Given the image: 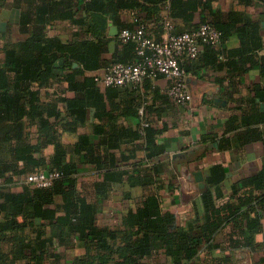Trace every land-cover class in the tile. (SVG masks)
Listing matches in <instances>:
<instances>
[{
  "label": "trees",
  "instance_id": "obj_1",
  "mask_svg": "<svg viewBox=\"0 0 264 264\" xmlns=\"http://www.w3.org/2000/svg\"><path fill=\"white\" fill-rule=\"evenodd\" d=\"M78 5L80 17L73 12L61 16L82 30L74 41L65 43L59 37L49 36L47 26L54 19L46 17L50 13L43 10L38 12L34 24L29 21V26L24 28L26 38L5 47L2 51L4 57H0V264H61L65 254L57 252V243L67 250L76 247L85 250V254L74 259L73 264H146V259L160 252L164 259L161 264H232L231 252L216 243L217 236L229 223L244 219L248 225L244 230L246 242L241 247L251 246L248 233L256 230L258 218L250 221L247 212L258 206L264 208V167L243 181L240 190L235 188V196L223 205L218 204L212 190L224 182L225 171L213 167L201 203L194 204L195 217L186 225L181 224L175 213L166 211L160 195L154 193L144 197L136 209L130 208L116 229L99 226L98 203L109 199L116 186L128 184L130 188L143 189L155 186L159 190L164 187L161 178L167 163L159 161L165 153V149L157 144L163 130L146 120L149 106L139 94L140 85L108 87L103 93L95 78L85 73L104 67L103 57L110 40L108 21L126 10L136 13L135 25H144L151 38L150 21L154 20L153 24L162 33L157 42L162 41L167 33V25L172 27L171 34L174 35L212 25L222 33L220 43L217 46L204 45L196 59L207 56L212 64L224 56L218 48L232 35L238 34L242 40L243 37L254 40L258 36L257 27L237 14L231 15L229 23L203 20L194 24L197 12L212 9L211 1L203 4L199 0H86ZM145 8L148 10L144 11ZM165 11L168 18L161 15ZM175 19L186 23L185 31L175 33L176 26L172 23ZM241 22L244 26L237 27ZM123 46L122 55L115 57L105 68L116 63H136V44L128 42ZM255 48L257 46H245L237 53L247 55ZM61 60L64 64L57 68ZM194 61L182 63L188 76L191 67L186 63ZM75 64L80 68H74ZM224 67V64H218L219 69ZM260 67L264 76V60ZM62 82L68 83V90L75 93V98L47 92ZM124 93H131L130 102L124 107L122 103L116 105L115 100ZM255 95L264 101V89L257 88ZM61 103L65 105L63 109L59 106ZM109 104L111 111H108ZM131 106L134 110L130 109ZM142 109L143 116L140 114ZM90 110L95 112V118L107 120L109 126H114L120 116L131 115L149 125L129 132L126 141L120 133L97 143L81 136L73 147L63 145L59 131L54 129L49 133L53 127L51 120H55L63 132L76 133L86 124ZM237 121L238 118H232L229 122L228 128L232 132L254 124L264 125V114L254 105L248 116L244 115L241 124ZM31 126H37L40 132L37 145L31 142ZM248 132H251L252 139L262 138L253 129ZM140 140H144L146 151V158L142 160L137 156L139 145L136 142ZM239 140L251 141L242 137ZM125 142L131 150L129 155L122 156L121 163L111 150H121ZM49 145L54 146V153L46 157L44 151ZM231 145L229 140L220 142V146ZM70 155L73 156L72 162H69ZM123 162H131L132 170H123ZM81 164L94 166L102 176L93 185L97 203L90 202L79 190ZM37 171H58L61 177L48 188L26 184V177ZM17 182L23 183L19 192L14 188ZM243 189L245 192L239 194ZM130 197V193L124 194L125 199ZM232 247L241 248L239 242ZM219 250L222 251L220 255ZM201 253L205 254L202 260Z\"/></svg>",
  "mask_w": 264,
  "mask_h": 264
},
{
  "label": "crops",
  "instance_id": "obj_2",
  "mask_svg": "<svg viewBox=\"0 0 264 264\" xmlns=\"http://www.w3.org/2000/svg\"><path fill=\"white\" fill-rule=\"evenodd\" d=\"M86 0H1L0 2V57H4L3 49L14 43L23 41L26 38L24 28L38 17V12L45 10L54 20L47 26L48 35L59 37L65 43L74 41L82 30L72 23L69 19H62L61 16L69 15L72 12L76 17H80L79 3ZM203 4L211 1V10L199 11L195 14L194 24L206 22L229 23L230 17L237 14L247 18L258 29L256 39L243 37L238 34L232 35L225 42L219 51L224 56L216 59L212 64L209 57L186 63L191 67V74L188 76V86L193 95V101L189 105H178L167 97V90L170 87V81L165 78H158L153 82H145L139 86V94L144 97L146 106H149L146 120L155 128L162 129L163 132L157 139L158 146L165 149V153L159 158V161L167 163L164 168L162 181L164 187L157 190L155 186L149 189L141 187L130 188L128 184L116 186L111 197L98 203V224L101 227L116 229L121 225L122 217L130 208H135L144 197L157 193L161 197L163 208L166 211L177 215L182 225L195 217L194 204L201 203L202 192L207 188V178L213 167H221L225 171L224 182L216 188L213 193L218 199V204H225L230 197L235 196L234 189H239L242 182L250 179L261 172L264 167V125H250L242 127L232 132L229 130V122L232 118H238L237 123L241 124L242 118L248 116L250 108L256 106L260 113L264 114V101L256 98L255 90L264 89V76L261 72V63L264 60V0H199ZM78 5V6H77ZM148 9L145 8L144 11ZM168 18V12L161 14ZM136 13L126 10L120 13L116 19L108 21V38L106 51L103 57L104 67L86 72L88 77L101 75L106 69L105 66L112 62L115 57L121 56L124 44L120 40V33L124 29L135 30ZM172 21V20H171ZM151 36L155 40L162 37L161 29L154 25V20L150 21ZM176 26L175 33H181L186 30V23L181 19L172 21ZM31 24V25H32ZM244 26L241 22L237 27ZM111 27L117 31V35L112 36ZM26 29V28H25ZM176 33V34H177ZM166 36L163 35V38ZM255 48L247 55H241L237 52L244 47ZM203 49V48H202ZM224 64L223 69L218 68V64ZM233 65L229 66V64ZM64 64V60L57 63L59 68ZM74 68H80L75 64ZM100 87L101 92L107 88ZM68 83L62 82L55 84L47 92L58 93L61 97L75 98V93L68 90ZM63 91V92H62ZM133 91V90H131ZM131 93H124V96L115 100V104H121L124 107L126 102H130ZM111 104V103H110ZM109 104L108 111H111ZM60 108L65 105L61 103ZM134 110V107H130ZM118 116L117 114H115ZM53 130L62 133L61 141L67 147H73L79 137L87 136L93 143L104 140L108 141L113 135L122 134L126 141L129 132H134L138 128L142 129V120L138 116L119 117L114 126H109L107 120L95 118V112L89 111V118L84 126L80 127L76 133L63 132L62 127L51 120ZM55 123V124H54ZM101 127V128H100ZM99 131H96V130ZM101 129L106 134L101 133ZM249 129L255 130L262 138L252 139L249 136ZM31 142L33 145L39 144L40 132L37 126H31L29 129ZM255 133V134H256ZM257 136V135H256ZM239 137L249 138L250 142H241ZM222 140H229L231 147L220 146ZM139 145L137 156L139 160L146 158L144 140L136 142ZM135 144V145H136ZM131 146L127 142L123 144L121 150L113 149L114 154L122 163L123 155H129ZM54 153V146H47L44 151L46 157ZM176 154H180L178 159H173ZM73 161L70 155L69 162ZM134 162V161H132ZM130 163L123 162V170H132ZM121 165V164H119ZM196 173L202 174V180L198 181ZM192 176V179L189 177ZM102 179L94 166L88 164L80 165L79 190L86 196L90 202L97 203L94 193V182ZM203 186V187H201ZM23 183L17 182L14 185L15 191L22 190ZM245 190L239 192L244 193ZM125 193H130L129 199L124 198ZM219 196V197H218ZM201 209H203L201 205ZM247 218L255 221L258 218V227L251 233L249 231L250 247H241L246 242L245 229L248 225L247 220H239L229 223L217 236L216 243L221 244L224 250L231 252L233 258L232 264H264V208L258 206L252 211L247 212ZM248 231V227H247ZM240 243L238 249H233L232 244ZM55 249L58 253H63L64 258L61 264H73L74 259L80 258L85 254V250L80 247L75 249H65L57 243ZM217 253L222 254V251ZM145 260L146 264L164 263L160 255ZM205 254L201 253V260ZM196 264H201L197 262Z\"/></svg>",
  "mask_w": 264,
  "mask_h": 264
},
{
  "label": "built area",
  "instance_id": "obj_3",
  "mask_svg": "<svg viewBox=\"0 0 264 264\" xmlns=\"http://www.w3.org/2000/svg\"><path fill=\"white\" fill-rule=\"evenodd\" d=\"M167 29L166 36L159 42L148 35L144 25H139L135 30H123L120 40L136 44L138 60L133 64L116 63L109 66L95 77L96 83L105 88L127 87L142 85L147 79L155 81L165 78L171 83L167 90L169 98L178 105L191 104L193 95L182 63L196 60L204 45L217 46L222 33L209 24L181 35L171 34L172 27L169 25ZM140 114L143 116L144 109ZM142 125L147 127L149 124L143 122ZM60 177L61 173L58 171H37L28 175L25 183L36 188H48Z\"/></svg>",
  "mask_w": 264,
  "mask_h": 264
},
{
  "label": "water",
  "instance_id": "obj_4",
  "mask_svg": "<svg viewBox=\"0 0 264 264\" xmlns=\"http://www.w3.org/2000/svg\"><path fill=\"white\" fill-rule=\"evenodd\" d=\"M112 36H115L117 35V31L114 29V27H111V33H110ZM180 157V154H176L173 159H178ZM195 177L197 178L198 181H201L202 180V174L201 173H196L195 174ZM189 179H192V176L189 177ZM203 187V186H201Z\"/></svg>",
  "mask_w": 264,
  "mask_h": 264
}]
</instances>
